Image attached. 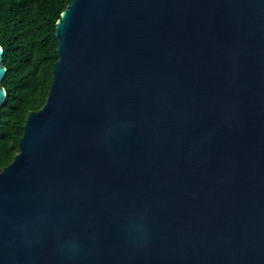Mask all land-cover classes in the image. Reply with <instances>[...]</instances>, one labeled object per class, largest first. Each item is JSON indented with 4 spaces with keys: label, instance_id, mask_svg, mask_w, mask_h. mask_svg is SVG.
Instances as JSON below:
<instances>
[{
    "label": "water",
    "instance_id": "water-1",
    "mask_svg": "<svg viewBox=\"0 0 264 264\" xmlns=\"http://www.w3.org/2000/svg\"><path fill=\"white\" fill-rule=\"evenodd\" d=\"M54 33L0 264H264V0H71Z\"/></svg>",
    "mask_w": 264,
    "mask_h": 264
},
{
    "label": "trees",
    "instance_id": "trees-1",
    "mask_svg": "<svg viewBox=\"0 0 264 264\" xmlns=\"http://www.w3.org/2000/svg\"><path fill=\"white\" fill-rule=\"evenodd\" d=\"M71 0H0L6 98L0 109V168L18 152L28 111L45 102L57 59L56 20Z\"/></svg>",
    "mask_w": 264,
    "mask_h": 264
}]
</instances>
